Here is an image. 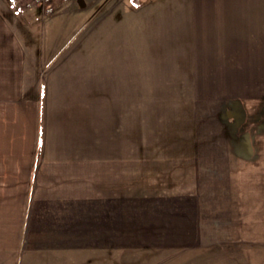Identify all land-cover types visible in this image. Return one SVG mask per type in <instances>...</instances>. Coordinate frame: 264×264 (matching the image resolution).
I'll list each match as a JSON object with an SVG mask.
<instances>
[{
	"label": "crops",
	"instance_id": "obj_1",
	"mask_svg": "<svg viewBox=\"0 0 264 264\" xmlns=\"http://www.w3.org/2000/svg\"><path fill=\"white\" fill-rule=\"evenodd\" d=\"M263 112L264 2L76 0L43 18L0 0V264H114L115 234L178 219L255 257Z\"/></svg>",
	"mask_w": 264,
	"mask_h": 264
},
{
	"label": "rangeland",
	"instance_id": "obj_2",
	"mask_svg": "<svg viewBox=\"0 0 264 264\" xmlns=\"http://www.w3.org/2000/svg\"><path fill=\"white\" fill-rule=\"evenodd\" d=\"M96 1L103 4L108 0ZM159 1L167 2L168 0ZM258 1L264 2V0ZM89 19L90 14H88L87 16L88 25L82 32L83 34H88L89 32ZM231 109H233L234 113L236 109L242 110L243 108H236L231 106ZM239 110L235 113L234 118H226V120L231 123V127L236 131L242 129L243 126L247 127V125H249V123H247L246 113H242ZM255 133L258 135H264V125H262L257 131H255ZM242 136V146H251L249 137L251 136L250 132L248 133L247 131H244ZM226 145H228V142ZM261 145L264 146V142H262ZM192 222L193 221L190 220L187 223L186 219H178L177 223L179 224V228L184 227L185 224L187 225V227L186 229L184 227L181 231H178L175 234L171 233L157 235L153 234V232L145 235L131 233L128 236L115 234L114 240L116 248L114 251V264H264V249H259V247H257L258 250L254 251L255 257H252V259L250 256L251 252L248 249L240 250V248L237 247L238 245L234 246V244H222L223 241L227 240L219 239L223 236H220L218 234L215 235V238L217 239L214 241L215 245L212 244V247L214 249L206 248V244H203L202 246L201 244H199L200 240H197V244L194 239L197 238V236H193L189 232L193 229L196 230L194 224V226H191ZM229 231L231 232L232 229H229ZM138 245L140 247L141 245H143L145 250H138ZM0 261H2V259H0ZM27 263L28 261L26 260V257L24 255L15 254L13 256H9L4 264Z\"/></svg>",
	"mask_w": 264,
	"mask_h": 264
},
{
	"label": "built area",
	"instance_id": "obj_3",
	"mask_svg": "<svg viewBox=\"0 0 264 264\" xmlns=\"http://www.w3.org/2000/svg\"><path fill=\"white\" fill-rule=\"evenodd\" d=\"M75 0H20L27 10L39 9L43 18L53 16L57 12V5Z\"/></svg>",
	"mask_w": 264,
	"mask_h": 264
}]
</instances>
